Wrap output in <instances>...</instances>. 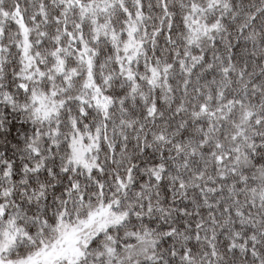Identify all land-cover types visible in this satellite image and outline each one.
I'll return each mask as SVG.
<instances>
[{"label":"snow or ice","instance_id":"1","mask_svg":"<svg viewBox=\"0 0 264 264\" xmlns=\"http://www.w3.org/2000/svg\"><path fill=\"white\" fill-rule=\"evenodd\" d=\"M0 264H264V0H0Z\"/></svg>","mask_w":264,"mask_h":264}]
</instances>
